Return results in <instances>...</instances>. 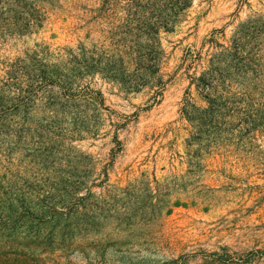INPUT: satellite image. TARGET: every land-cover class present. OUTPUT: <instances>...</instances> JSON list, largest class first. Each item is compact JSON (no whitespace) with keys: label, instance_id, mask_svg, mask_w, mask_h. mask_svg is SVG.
Returning a JSON list of instances; mask_svg holds the SVG:
<instances>
[{"label":"rangeland","instance_id":"rangeland-1","mask_svg":"<svg viewBox=\"0 0 264 264\" xmlns=\"http://www.w3.org/2000/svg\"><path fill=\"white\" fill-rule=\"evenodd\" d=\"M105 1L30 0L38 25H0V264H264V0H192L160 35V92L93 73L73 91L90 103L59 106L4 86L34 52L63 68L83 46L112 50ZM248 22L252 69L211 111L192 84L207 41Z\"/></svg>","mask_w":264,"mask_h":264},{"label":"trees","instance_id":"trees-1","mask_svg":"<svg viewBox=\"0 0 264 264\" xmlns=\"http://www.w3.org/2000/svg\"><path fill=\"white\" fill-rule=\"evenodd\" d=\"M29 2L30 0H0L1 27L10 28L14 24L20 30L38 25L41 16ZM191 2L192 0H127L124 7L125 16L117 18L113 14L109 16L108 13L111 10L109 6L118 3L106 0L96 17L108 21L111 29L107 38L112 50L98 45L91 48L83 46L80 52H68L64 56L66 64L63 68L61 65L49 64L48 52H34L29 56V64L19 60L11 65L8 81L4 82V86L15 88L27 97L37 94L50 95L47 96L48 100L51 98L54 100L53 105L59 106L78 102L90 103L88 99L83 98L85 94H82L88 91L83 88L77 94L73 91L79 82L93 73L119 83L128 91H140L153 85L158 88L157 92H160L166 84L163 73L165 52L160 35L162 31L171 32L175 29ZM28 9H33L34 12L30 13ZM26 14L28 17H25ZM11 17L15 21L12 24ZM254 24L248 22L244 24L246 27L240 26L231 44L221 43L217 39V33L207 41L209 48L213 50L209 54L208 69L200 77H194L192 84L199 90L208 92V95L203 96L213 104L211 111L215 108L222 110L229 105L225 100L226 94L230 93L233 84L245 79V75L252 69L253 60L250 53H243ZM190 56L192 62L189 68L202 60L200 54L191 53ZM88 90L92 92L89 87ZM2 99L0 97V101H3ZM61 99L63 102H60ZM190 107L196 109L193 105ZM189 119L196 122L192 114ZM198 121L204 123L202 119ZM196 139L200 137L196 136Z\"/></svg>","mask_w":264,"mask_h":264}]
</instances>
